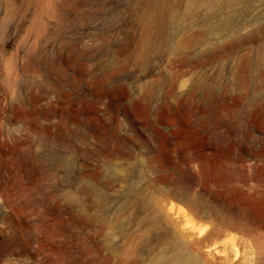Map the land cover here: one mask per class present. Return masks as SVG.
I'll return each instance as SVG.
<instances>
[{
    "label": "rangeland",
    "instance_id": "rangeland-1",
    "mask_svg": "<svg viewBox=\"0 0 264 264\" xmlns=\"http://www.w3.org/2000/svg\"><path fill=\"white\" fill-rule=\"evenodd\" d=\"M161 1L0 0V264H152L155 196L202 263L264 264V0L238 2L218 38L151 34L139 58L138 13ZM173 181L198 211L164 195Z\"/></svg>",
    "mask_w": 264,
    "mask_h": 264
},
{
    "label": "bare ground",
    "instance_id": "bare-ground-1",
    "mask_svg": "<svg viewBox=\"0 0 264 264\" xmlns=\"http://www.w3.org/2000/svg\"><path fill=\"white\" fill-rule=\"evenodd\" d=\"M219 2L220 0H186V1L184 0H162L157 5V7H155V9L151 11L149 10L140 11L138 13L139 15L138 22L141 25L140 29H142L143 36H142V39L141 38L139 39L141 43V50L138 54V57L144 58V56L149 52L150 50L149 48L153 42V41H149V36L151 34L154 35L155 42L157 41L159 43H163L167 41L166 38L169 36L168 35L169 31H170L169 33H171L172 31L175 30L177 32H180L181 34H186V31H187L186 24L188 22H191L192 24H195V25L202 24L203 26L214 24L216 28L214 27L213 29H216V30L215 31L210 30V32H213V34L217 35L215 36L217 38L225 32L224 27H228V29H231V30L234 29L233 23L236 17L234 15L229 14L230 9L235 7L238 2L247 4L248 6L247 8H249V5H248L249 1L248 0H233L231 4L226 6V8L222 12H217L215 10ZM245 11L246 9L243 8L241 10V13L244 14ZM200 12L201 13L206 12L207 15L200 19L198 16ZM34 27H36V24L34 25ZM233 34H234V31H233ZM212 41H213V38H212ZM210 42L211 41H209V43ZM29 47L33 48L32 46H29ZM120 64H117L116 61H111L110 65L108 66V69L110 68L114 70L116 69L117 66L119 67ZM184 112H185V118H186L184 120V123L188 125L186 126L189 129V132H187V134L185 135H182L178 140L173 141V143H180L182 145L183 149L181 152H183V156L186 157L191 152L190 149H191V142L193 138V130L197 128L196 126L198 124L201 125V123H199V121L190 122L187 119L189 114L192 112V109L189 108V106L185 107ZM166 119L168 121V124L170 123L172 124L173 122H175V120L171 119L170 117H166ZM116 150H117L116 152H118L120 155H126V152H124V150L121 147ZM190 156H191L190 159L192 161L199 162L200 164L199 166L203 164L204 156L202 154L194 152V154ZM161 191L162 192L164 191V195L171 196L172 194L173 197L180 198L181 200L188 202V204L191 206V208L194 211L197 210L195 209L196 204L198 202H202L203 200L200 195L193 194L187 187H184L177 181L168 182L167 186ZM148 199L149 200L146 206H148L152 210V213L150 214V216H147V218L145 219L153 222L155 234H152V235L155 236L154 239H156L157 243L163 244L162 255L157 256L155 258L154 263L152 264H185V262L186 264H206L198 260L196 258L197 256L195 257V255L193 256L192 254L188 252L187 248H189V246H188L187 241L188 239L192 237L190 236L192 233L188 230L189 229L188 227L180 224L177 220L173 219L174 217H172L170 214L172 213L170 211L173 208L171 207L170 208L171 210L168 211V209H166L164 205H161L162 201L156 196L149 197ZM215 209L216 211L214 213L210 212L209 214H206V215L215 220H220V222L224 226L231 227V228L238 227L236 223L234 224L231 221L222 219L223 216H227V215L225 214L224 210L220 206L219 207L215 206ZM163 228L165 230H163ZM161 229L163 230V234H159L158 232ZM222 232H223L222 230H218L215 232V235L217 237H220L222 235ZM151 237L153 239V236ZM206 237L207 236H204V233H201L198 237L200 239L196 242V244H200V242L206 239Z\"/></svg>",
    "mask_w": 264,
    "mask_h": 264
}]
</instances>
